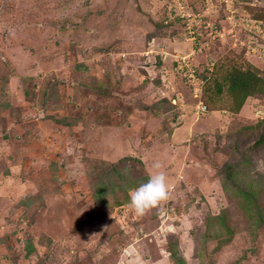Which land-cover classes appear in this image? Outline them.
Masks as SVG:
<instances>
[{
  "label": "rangeland",
  "instance_id": "374dc122",
  "mask_svg": "<svg viewBox=\"0 0 264 264\" xmlns=\"http://www.w3.org/2000/svg\"><path fill=\"white\" fill-rule=\"evenodd\" d=\"M263 134L264 0H0V264H264Z\"/></svg>",
  "mask_w": 264,
  "mask_h": 264
},
{
  "label": "clouds",
  "instance_id": "9594fccd",
  "mask_svg": "<svg viewBox=\"0 0 264 264\" xmlns=\"http://www.w3.org/2000/svg\"><path fill=\"white\" fill-rule=\"evenodd\" d=\"M255 162L257 170L264 171V159L257 158ZM152 167L157 171L153 172L145 183L131 189L128 193L129 202L127 206L136 215H144L149 209L169 198L167 176L164 171L159 170L162 165L157 162Z\"/></svg>",
  "mask_w": 264,
  "mask_h": 264
},
{
  "label": "trees",
  "instance_id": "16d2710c",
  "mask_svg": "<svg viewBox=\"0 0 264 264\" xmlns=\"http://www.w3.org/2000/svg\"><path fill=\"white\" fill-rule=\"evenodd\" d=\"M249 75L243 76L240 73H236V72L231 73L229 76L230 83H231L229 90L233 92V91H236L237 88H240V94L243 96V99H244V97H246V95L250 93L248 92L250 89V85L247 84L246 79H245V78H248ZM262 137L264 138V134L262 135ZM261 140L262 138L260 137L259 141ZM242 194L248 201H251V199L249 198L250 194L247 191H243Z\"/></svg>",
  "mask_w": 264,
  "mask_h": 264
},
{
  "label": "built area",
  "instance_id": "2783aa9c",
  "mask_svg": "<svg viewBox=\"0 0 264 264\" xmlns=\"http://www.w3.org/2000/svg\"><path fill=\"white\" fill-rule=\"evenodd\" d=\"M196 108H197L198 112L203 113V112H205L206 107L204 105H202V103H200L199 106L197 104Z\"/></svg>",
  "mask_w": 264,
  "mask_h": 264
}]
</instances>
